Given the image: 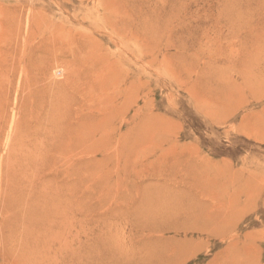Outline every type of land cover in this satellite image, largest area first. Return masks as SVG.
I'll return each mask as SVG.
<instances>
[{"label":"rangeland","instance_id":"obj_1","mask_svg":"<svg viewBox=\"0 0 264 264\" xmlns=\"http://www.w3.org/2000/svg\"><path fill=\"white\" fill-rule=\"evenodd\" d=\"M0 264H264V0H0Z\"/></svg>","mask_w":264,"mask_h":264}]
</instances>
